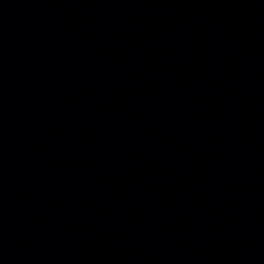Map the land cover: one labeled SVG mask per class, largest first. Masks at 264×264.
<instances>
[{"label": "water", "instance_id": "1", "mask_svg": "<svg viewBox=\"0 0 264 264\" xmlns=\"http://www.w3.org/2000/svg\"><path fill=\"white\" fill-rule=\"evenodd\" d=\"M0 264H264V0H0Z\"/></svg>", "mask_w": 264, "mask_h": 264}]
</instances>
